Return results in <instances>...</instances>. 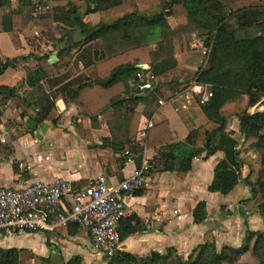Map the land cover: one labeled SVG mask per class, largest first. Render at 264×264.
Listing matches in <instances>:
<instances>
[{
	"label": "trees",
	"instance_id": "16d2710c",
	"mask_svg": "<svg viewBox=\"0 0 264 264\" xmlns=\"http://www.w3.org/2000/svg\"><path fill=\"white\" fill-rule=\"evenodd\" d=\"M10 4L11 0H0V32L10 33L16 44L19 33L32 38L36 31L48 32L51 39L56 40L54 22H58L62 31L58 42L70 39L76 25L89 35L83 43H72L70 39L72 47L66 45L60 55L71 61L72 50L88 44L79 49L75 60L82 61L85 69L93 68L101 82L85 83L90 78L81 74L73 82L62 84L59 91L78 84L73 101L81 107L83 116L89 117L94 126L99 125L101 116L111 130V137L103 139V146H114L118 152L128 150L127 160L135 159L138 166L144 155V147L138 140L142 117L138 106L143 103L156 107L159 98H170L192 81L211 90L213 96L207 102L198 98L206 117L204 124L192 130L185 141L173 142L169 121L163 119L149 129L147 148L158 149L154 160L162 161L166 171H176L183 177L191 170L197 156L217 152L215 144L220 133H227L229 123L237 117L242 135L237 147L243 150L236 149L235 165L225 158L219 160L209 190L227 195L239 183H245L251 197L243 200V204L258 211L264 220V110L258 106L264 102V8L249 7L235 14L228 0H55L53 12L32 23L34 6L30 0H18V7L5 13V7ZM95 11L101 15L99 24L82 20L83 14ZM171 16L177 22L175 29L168 21ZM192 39L201 41L203 47L210 50L207 66L203 68V63L200 64L197 75L187 72L178 62L168 63L176 53L185 55ZM94 41L103 44L97 61L91 44ZM151 43L155 44L154 48ZM48 59L46 55L39 60ZM16 64V59L0 58V74ZM141 64L151 66L152 89L141 91L135 86V74ZM68 76L55 78L53 82L62 83ZM44 79H49V73L38 64L17 86H0V126L2 107L13 97L20 98L18 105L23 120L28 118V121L43 124L51 118L56 94L28 93L29 88L41 90ZM52 121L58 124V119L52 118ZM250 151L253 154H247ZM244 167L248 168L245 176ZM89 184L75 182L74 187L79 190ZM206 218V203L201 201L194 209V220L200 223ZM134 219L131 216L122 220V240L137 231V226L132 225ZM71 227L73 233H77L78 226ZM205 238L187 258L175 248L164 253L154 251L144 257L120 251L108 264H264V231L248 228L237 247L223 245L219 248L210 233H206ZM22 251L0 247V264H27L21 258ZM35 261L36 264H83L81 256L66 262L61 253L50 255L46 262L39 257H35Z\"/></svg>",
	"mask_w": 264,
	"mask_h": 264
},
{
	"label": "crops",
	"instance_id": "0c3cea01",
	"mask_svg": "<svg viewBox=\"0 0 264 264\" xmlns=\"http://www.w3.org/2000/svg\"><path fill=\"white\" fill-rule=\"evenodd\" d=\"M17 7L18 0H11V4L5 7L4 12L9 13ZM52 12L53 9L39 17H35L33 13L31 22H39L42 16L50 15ZM82 20L97 25L101 22V15L97 11L83 14ZM168 21L172 29L177 27L174 17H168ZM56 25H59L58 22L53 23L54 27H57ZM74 32L75 30L71 37ZM53 33L56 40L51 39L48 32L36 31L32 38L19 33L16 44L10 33L0 32V58L17 60L15 67H9L5 73L0 74V86H17L26 80L28 71L35 69L38 64L42 65L48 71L49 79L41 82V90L29 88L28 93L36 91V96L43 92L56 94L54 97L56 107L51 117L58 119V124L54 125L48 119L43 124L38 123V127L42 138L58 135L60 139L57 144L58 151L52 149L45 156L35 151L34 147L37 145V139L33 138L35 131L32 133L26 124L28 131L22 132V109L18 105L20 98L9 99L2 107L0 126V185L17 188L36 181L52 182L56 178L68 179L74 183H91L102 174L108 177L111 184L124 180L134 174L141 165L138 166L135 159L129 162L125 151L118 152L114 146H103V139L111 137V130L102 122L101 116L98 119V126H94L89 117L83 116L81 107L73 101L78 84L66 91H59L62 84L73 82L81 74L90 78L85 83L101 82L99 81L101 79L95 77L93 68L85 69L82 61L75 60L79 49H84L88 44L72 50L73 60L63 59L60 51L66 45L71 48L72 44H69L68 38L58 42L57 39L62 35L61 30L53 28ZM82 34L89 37L83 29ZM36 42L41 46L35 45ZM91 44L94 45V51L97 49L101 54L103 44L100 41ZM150 46L154 48L155 44L151 43ZM190 46L185 55L176 53L168 59V63L173 65L178 62L187 72L197 75L200 64L203 63V68L207 66L210 50L205 49L202 42L197 39H192ZM53 54L57 56V60L51 63L50 58ZM46 55L49 56L47 61L39 60ZM202 56H205L204 61ZM26 57L31 58L30 63L23 61ZM145 65L151 68L150 65ZM66 74L69 76L62 83L53 82L55 78H62ZM196 84L192 81L178 89L173 96L164 99L166 102L163 105L159 101L156 107L141 103L138 106L142 114L140 127L148 121L154 125L167 119L170 124L171 140L185 141L192 130L206 122V117L198 104L199 97L192 92ZM59 101L63 102L64 109L59 107ZM227 133L236 139L242 137L237 117L229 123ZM53 141L51 140L50 144L54 146L56 143ZM158 153V149L148 148L146 153H143V159L150 162L152 168L147 174L144 187L138 190L141 193L137 194L136 191L127 198L131 210L130 217L135 218L132 225L137 226V231L122 240V252L144 257L154 251L164 253L169 248H175L187 258L196 246L206 241V233L213 236V241L220 248L223 245L240 246L248 228L264 231L262 216L255 209L243 204V200L251 197L250 188L245 183H239L227 195L209 190L215 168L219 160L224 158L223 152L217 151L210 156H207L206 152L200 154L193 160L191 170L183 177H179L176 171H166L162 161L154 160ZM247 154L253 153L250 151ZM247 172L248 168L244 167L243 176ZM201 201L206 203L207 218L196 223L194 209ZM71 226L73 225L37 233L18 231L11 238L0 234V238L3 239H0V247L22 249L21 258L26 260L27 264H36L35 257L46 262L50 255L59 253L66 262L74 256H81L83 264H108L109 258L95 247L88 230L78 226L77 233L74 234ZM259 226L262 229H258ZM38 233L43 236L41 235L42 239L37 246L33 243L29 246L26 243L18 245L20 239L27 242L29 237L40 235Z\"/></svg>",
	"mask_w": 264,
	"mask_h": 264
},
{
	"label": "built area",
	"instance_id": "2783aa9c",
	"mask_svg": "<svg viewBox=\"0 0 264 264\" xmlns=\"http://www.w3.org/2000/svg\"><path fill=\"white\" fill-rule=\"evenodd\" d=\"M30 1L35 17L53 9L54 0ZM149 70L139 69L135 74V86L141 91L153 88V75ZM192 89L202 102L213 96L205 86L196 84ZM165 102L159 99L161 105ZM152 126L148 121L139 130L138 140L144 154ZM128 154L126 150L125 155ZM132 160L129 157L128 161ZM151 168L152 164L144 158L134 174L124 180L111 184L102 174L79 190L75 189L73 181L64 178L36 181L17 188L0 185V234L11 238L18 231L37 233L77 225L88 230L95 247L110 260L122 251L121 222L131 215L127 198L144 187Z\"/></svg>",
	"mask_w": 264,
	"mask_h": 264
},
{
	"label": "rangeland",
	"instance_id": "374dc122",
	"mask_svg": "<svg viewBox=\"0 0 264 264\" xmlns=\"http://www.w3.org/2000/svg\"><path fill=\"white\" fill-rule=\"evenodd\" d=\"M228 5H229L230 8H232V10H236L235 14H239V13H242L246 8H249V7H255L256 6V7L264 8V0H228ZM56 26L57 27H54L53 26V28L56 29V30H59L60 29L58 27L59 25H56ZM46 39H48V38H46ZM35 45H37L39 47L41 46L40 43H38V42H36ZM23 61L25 63H30L31 62V58H29V57L23 58ZM258 106H259V109L264 110V102L261 103ZM52 118L53 117L50 118V121H51L50 123L53 124ZM21 120H22V125H23L22 132L28 131V128L26 126V122H24V120L22 118H21ZM72 123H74V120H72ZM17 124H18V122H17ZM33 138L34 139H37V145L34 147V150L42 153L44 156L47 153H49L50 150H52V149H53V151H55V150L58 151L57 150L58 149L57 148V144L60 141V139H58V135H52L50 137L45 136L44 138H38L37 135H36V133H35V135L33 136ZM51 140L52 141L53 140L55 141L56 144L54 146L50 144V141ZM237 140H238V142H240L241 141V137L239 136L237 138ZM238 148H240L241 150H243L241 147H238ZM263 224H264V222H263ZM258 229H262V228L259 226ZM38 234H40V233H38ZM41 235L42 234L29 237L27 242H25L26 240L20 239V241H18V245H25L24 243H26V245L29 246L30 243H33V245H36L37 246V244L42 239ZM47 236H48V234H47ZM0 239H2V238H0Z\"/></svg>",
	"mask_w": 264,
	"mask_h": 264
},
{
	"label": "water",
	"instance_id": "95a60500",
	"mask_svg": "<svg viewBox=\"0 0 264 264\" xmlns=\"http://www.w3.org/2000/svg\"><path fill=\"white\" fill-rule=\"evenodd\" d=\"M88 38L87 35L82 34V28L77 26L75 27V32L73 33L71 40L74 43H81L85 41ZM69 42L70 39H67ZM99 50L94 51V58L97 61L99 59ZM57 60L56 55H51L50 62L54 63ZM138 68L141 70H148L149 67L145 64L138 65ZM101 81V80H99ZM58 105L61 109H64V104L62 101L58 102ZM26 122H28V128L32 131H35L36 135L38 138H42L43 135L41 134L39 127H38V122L35 120H30L28 121V118H26ZM238 140L234 138L233 136L229 135L226 132L220 133L217 142L215 144V149L217 151H221L224 154V158L230 162L231 164L235 165L236 164V147H237Z\"/></svg>",
	"mask_w": 264,
	"mask_h": 264
}]
</instances>
